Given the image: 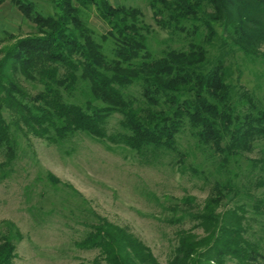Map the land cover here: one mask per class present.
Segmentation results:
<instances>
[{"label":"trees","instance_id":"16d2710c","mask_svg":"<svg viewBox=\"0 0 264 264\" xmlns=\"http://www.w3.org/2000/svg\"><path fill=\"white\" fill-rule=\"evenodd\" d=\"M10 1L33 31L2 49L0 57V150L5 156L0 181L9 176L6 167L16 158L15 132L56 146L85 134L128 148L153 165L173 155L183 161L177 139L188 127L197 147L213 161L219 159L218 173L260 143L259 157L248 161L246 185L236 186L231 179L214 182L194 213L193 200L183 201L189 208L170 222H182L187 214L196 222L174 232L176 244L165 263L127 227L99 216L80 246L97 249L96 261L102 264H264L261 239L245 237L249 229L236 212L242 207L216 211L225 199L264 186V108L241 91L238 80L233 83L232 66L226 64L236 53L264 61V0H151L152 17L161 29L192 40L186 50L159 55L147 44L152 29L137 8L108 0H44L54 7L53 14L44 15L33 0ZM91 7L107 26L99 40L84 19L83 11ZM106 42L112 45L108 54ZM214 47L217 56L211 59L209 48ZM19 78L35 93L27 92ZM133 86L137 95L129 90ZM114 115L120 116L118 128L110 130ZM255 170L262 175L252 181ZM45 177L60 184L49 172ZM252 207L264 216L263 198ZM3 226L0 264H14L22 235L12 222ZM197 228L205 235L195 233Z\"/></svg>","mask_w":264,"mask_h":264},{"label":"rangeland","instance_id":"374dc122","mask_svg":"<svg viewBox=\"0 0 264 264\" xmlns=\"http://www.w3.org/2000/svg\"><path fill=\"white\" fill-rule=\"evenodd\" d=\"M33 1L42 14L54 13L50 2ZM108 1L114 6L133 7L142 12L143 22L152 29L147 44L156 55L167 49H188L192 40L185 33L173 35L155 23L149 7L151 0ZM83 14L99 40L107 26L94 7L84 10ZM32 31V24L22 18L10 0H5L0 6V57L2 49ZM104 47L108 54L112 45L106 42ZM209 54L211 59L216 57V48H209ZM226 60L233 69V83L238 80L241 91L264 108V61L246 58L240 53ZM19 82L27 92L35 93L29 82L22 79ZM129 90L134 95L138 93L136 86ZM4 116L9 120L7 113ZM119 118L114 115L109 119L110 130L118 128ZM15 133L16 158L6 167L11 171L9 176L0 181V231L4 230L3 222L8 221L22 235L16 245L14 264H102L96 261L97 249L80 246L81 240L96 225V216L127 227L151 249L159 262L165 263L176 244L174 232L189 229L196 222L188 214L182 222H170L189 208L183 201L193 200L191 212L194 213L204 204L214 182L231 179L236 186L246 185L248 161L258 158L261 148L259 143L251 153L232 159L218 173L219 159L213 161L197 147L188 127L177 139L178 149L185 155L183 161L179 162L173 155L153 165L146 164L128 148L105 145L85 134L56 146L30 133ZM4 160V152L0 150V163ZM46 172L58 178L60 184L52 185L45 177ZM250 175L249 179L254 181L262 173L255 170ZM248 193L251 196L240 194L234 199H225L216 211L224 213L242 207V211L236 208V212L243 215L242 224L249 229L245 237L260 238L264 250V216L256 215L252 207L256 199L264 200V186L251 187ZM176 206L178 209L174 210ZM194 232L205 235L201 228Z\"/></svg>","mask_w":264,"mask_h":264}]
</instances>
